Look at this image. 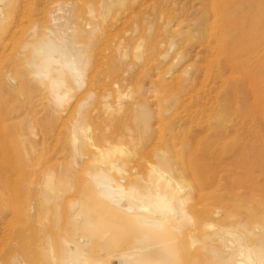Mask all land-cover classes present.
<instances>
[{
    "label": "bare ground",
    "instance_id": "bare-ground-1",
    "mask_svg": "<svg viewBox=\"0 0 264 264\" xmlns=\"http://www.w3.org/2000/svg\"><path fill=\"white\" fill-rule=\"evenodd\" d=\"M22 1L21 11H24L26 0ZM238 1L209 0L211 18H204L196 36L197 45L204 49L199 74L202 83L203 80L208 81L206 89L198 79L191 77L182 85V90L186 92L169 94L172 86L177 84V76L171 79L162 77L154 88L158 92L152 95L153 98H147L148 103H154L156 107L148 110L139 108L142 91L133 92L139 97L135 100L138 103L135 109L139 114L136 131L128 127L127 135L122 131L125 135L122 133L117 137H126L132 145L135 142L134 148H125L120 141L105 142L107 146L104 147L95 144V160L91 153L87 155L92 157L90 162L94 160V164L89 163L80 172V191L71 199L63 198V194L71 189L69 180L73 177L69 175L53 187L44 182L38 193H34L38 196V203L36 206L35 203H27L31 212H34L35 206L36 213L39 211L38 214H41L44 210V215L51 214L55 219L53 222L57 223L63 213L66 217V227H59L60 237L43 234L44 238H40L43 242L38 245L44 261L38 264H264V174L257 177L252 170L238 172L229 169V163L221 156L225 153L222 148L227 138L234 140L238 146L232 159L234 163L253 156L251 137L256 124V108L241 95V85L234 74L245 75L251 93L259 92L257 99L264 108L262 66H252L245 60L254 54L251 43L254 31L246 27L243 11L240 8L237 10ZM16 2L0 0V36L4 38L13 28L14 15L10 8ZM59 4L56 2L55 5ZM58 9L62 10L61 7ZM238 13L242 15L240 20L235 19ZM60 20L62 16L52 17L54 24ZM110 26L107 28L110 29ZM107 32L109 37L114 31L110 35ZM78 33L75 30L69 34L58 25L47 26L44 32L37 34L33 40L28 38L23 45L30 50L28 64L32 77L39 84L48 85L52 93L51 102L57 108L69 102L72 93L81 87L83 81V62L87 56L75 45ZM177 34L180 33L176 29L173 35ZM186 42L188 40L184 37L179 43H169V48L180 45L184 49ZM174 56L176 58L177 55ZM223 64L228 68L227 74L221 70ZM172 65L173 61L169 67ZM8 80L14 83L12 78L8 77ZM124 96L130 97L129 92H125ZM157 110L169 111V120L163 124L153 123ZM162 119L159 121L164 122ZM83 125L79 119L71 123L69 170H78L83 155H86L84 145L91 141H86L89 134L84 131L86 128ZM202 139H212L220 146L216 147L214 142L200 147ZM161 141H165L167 146L155 149L154 142ZM152 143L154 145L149 146ZM136 145L143 146L145 150L152 147L146 152L154 160L150 158L147 161V156L144 173L125 174L127 165L124 157L131 156L136 151ZM96 159L103 162L100 164L97 161L96 164ZM104 163L107 168L103 167ZM244 190L250 194L243 197ZM28 191L25 190L26 193ZM50 203L54 211L47 208ZM50 219L52 221V217ZM49 221H45L46 228ZM16 257V264H29L19 255Z\"/></svg>",
    "mask_w": 264,
    "mask_h": 264
},
{
    "label": "rangeland",
    "instance_id": "rangeland-1",
    "mask_svg": "<svg viewBox=\"0 0 264 264\" xmlns=\"http://www.w3.org/2000/svg\"><path fill=\"white\" fill-rule=\"evenodd\" d=\"M16 1L15 8L14 6H12L13 10L10 8L14 15V30L11 28L12 30L5 38L0 36V46H3V48L0 47V50L2 53L4 52V54H0V241L2 242H0V264H16L17 255L29 264H38L44 261L41 248L38 245L39 242V244L43 242V239L40 241V238H44L45 234L46 236L52 234V238L60 237L61 229L66 227V217L63 213L58 226L59 222H53L55 219L51 214V216L44 215V210L41 214H38L39 211L36 213L37 190L44 182L47 186L53 187V184L59 183L60 180L64 181L65 177L69 175L68 177H73L71 181L69 180L71 189L69 192L66 191L65 195L63 194V198L71 199L74 197L73 194L80 191L78 189H80L81 171L95 160L96 145L104 147L107 146L105 142L118 143L120 141V143L123 142L124 145H121L125 148H134L135 142L132 145L126 137L117 136L123 132H126L127 135L130 129L128 127H131V131L132 128L134 132L136 131L135 123L139 121V114L135 109L138 105L135 100L139 98L138 95H134L136 92L142 91L139 108L148 110L150 107L154 109L156 107L154 103H148V100L158 92L157 88L156 90L154 88L162 77L171 79L172 76H177V79L175 78L177 84L172 86L169 94L186 92L182 90V85L187 83V78L191 77L198 79L197 81L205 85L204 89H206L208 81L203 80L204 83H202V77L199 74V66L203 65L201 64L203 61L201 55L204 49L197 45L196 36L204 18L210 19L212 14L209 0H134L135 2L133 0H66L67 3L64 0H26L24 11H21L23 1ZM56 2H60L59 6L55 5ZM57 7H61L60 11L62 12ZM239 8L243 11L246 27L250 31H254L251 37L254 54H252V58L249 56L245 60L252 66L253 64L261 65V73L264 74V0H239L237 10ZM53 16H62V20L54 24ZM241 16L238 13L235 19L240 20ZM64 17L66 20H63ZM52 25H58L60 29L67 30L69 34L75 30L79 32L75 37V45L79 46L80 50H84L85 56H87L83 62L81 87L72 93L66 105L59 108L51 102L52 93L48 85L39 84L32 77L28 64L31 58L30 50L23 46L28 38L33 40L38 36L37 34L44 32L47 26L52 27ZM109 26L110 29H108ZM176 29L180 34L173 35V31ZM106 32L109 35L113 32V35H110L112 38L108 37ZM102 37L103 39H101ZM184 37L188 40L184 49L179 47L180 45L173 49L169 48V43L176 41L179 43ZM107 38L109 39L107 40ZM174 54L177 55L176 58ZM93 55L94 57H92ZM172 61L173 65L169 67ZM221 70L225 74L228 72V68L224 64L221 66ZM233 76L241 85V95L254 109L256 108V124L251 137L253 156L250 159L247 157L234 163L232 159L238 146L230 138H227L223 144L222 150L225 149V153H222L221 156L229 163L227 168L235 169L238 172L252 170L253 174L258 177L264 174V108L260 106L257 99L259 92L251 93L252 89H250L251 86L245 75L237 73ZM8 77L13 79L14 85L12 82L10 83ZM22 77L24 78L22 79ZM209 86L210 84L207 89ZM127 91L130 97L124 96ZM148 97L149 99H147ZM82 103L83 105L80 106ZM155 112L153 113V115L155 114L152 119L153 123L163 124L169 120V111L157 110ZM75 119H79L82 124H85L83 125L86 128L84 131L89 134L86 141L88 139L91 141L85 142L87 143L84 145V154L86 155H83V159L77 167L78 170L74 169L73 171L70 168L71 175L67 163H69L70 154L71 123ZM161 119L164 122L159 121ZM119 131L120 133H118ZM102 132L107 133L103 135ZM111 133L116 138L113 135H108ZM202 140L200 147L215 142L212 139ZM91 142L92 145H90ZM164 143L165 141L154 142L155 145L152 143L149 146L154 145L155 149L164 148L167 146ZM140 145L135 146V148L137 147L136 151L131 156L124 157L125 165H127L125 174L129 172L131 174L144 173V167L148 164L146 162L150 158L153 159L152 155L149 157V153L146 152L152 147L145 150ZM214 145L220 146L216 142ZM90 153L94 157L92 162H90L92 157L89 158ZM143 158L147 161L143 162ZM97 161L96 159V164L103 162L98 161L97 163ZM105 164L103 167L107 168L108 165ZM25 190L26 192L29 190L28 193ZM247 191H242L243 197L250 194ZM35 192L36 194H34ZM27 203H32V205L35 203L33 213L29 210ZM49 205L47 208H53L54 211L53 205L51 206V203ZM13 215L15 216L13 217ZM43 215L49 217L48 221L52 217V221L47 222V228L45 223L47 220ZM54 223L57 224L54 225ZM44 227L45 229H43ZM42 229L43 232L46 230V233L41 232ZM30 254H32L31 257H29Z\"/></svg>",
    "mask_w": 264,
    "mask_h": 264
}]
</instances>
